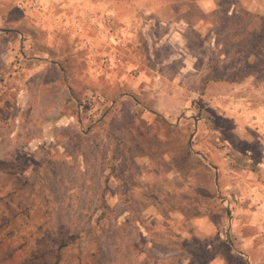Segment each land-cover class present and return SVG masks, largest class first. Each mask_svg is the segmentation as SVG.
<instances>
[{
  "label": "rangeland",
  "instance_id": "374dc122",
  "mask_svg": "<svg viewBox=\"0 0 264 264\" xmlns=\"http://www.w3.org/2000/svg\"><path fill=\"white\" fill-rule=\"evenodd\" d=\"M179 1L0 0V264H264V0Z\"/></svg>",
  "mask_w": 264,
  "mask_h": 264
},
{
  "label": "crops",
  "instance_id": "0c3cea01",
  "mask_svg": "<svg viewBox=\"0 0 264 264\" xmlns=\"http://www.w3.org/2000/svg\"><path fill=\"white\" fill-rule=\"evenodd\" d=\"M76 1H82L83 9L86 12H91V10L99 11L101 14H90L88 13V29H93L94 33L97 34H103L104 32H107L106 27V21H116L119 22L120 25H118V31L121 33L127 32L128 27H126L129 24V21L135 19L134 12H131V5H127V0H76ZM158 0H146V3L150 4V7L143 8L142 10L146 14H151L153 18L156 20H162L166 22H171L173 20H184V12L179 13L173 8V5L175 3H180L179 0H171L169 2V8L170 13L168 16L160 15L158 8L162 6L161 4H157ZM196 3L200 5V8L206 9L208 5L211 3L214 4L215 1L213 0H196ZM132 3V1H131ZM127 6V8H125ZM122 8V10H120ZM126 9V10H125ZM184 11V10H183ZM94 12V11H93ZM97 13V12H94ZM93 23V24H91ZM124 23V25L122 24ZM184 24L183 22H175ZM131 24V23H130ZM133 24V23H132ZM172 25V24H171ZM76 29L78 26L75 27ZM127 28V29H126ZM173 29V28H172ZM176 33H179V31H176ZM56 64H59V61H55Z\"/></svg>",
  "mask_w": 264,
  "mask_h": 264
}]
</instances>
